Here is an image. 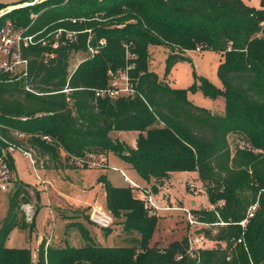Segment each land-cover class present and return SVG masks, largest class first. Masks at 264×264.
<instances>
[{
  "label": "trees",
  "instance_id": "obj_1",
  "mask_svg": "<svg viewBox=\"0 0 264 264\" xmlns=\"http://www.w3.org/2000/svg\"><path fill=\"white\" fill-rule=\"evenodd\" d=\"M62 1L12 10L0 18V30L11 22L43 40L26 52V81L0 86V124L7 128L0 129L3 137L30 153L37 170H61L63 155L69 160L113 154L155 190L174 173L196 172L211 204L224 201L225 206L216 208L219 217L216 211L193 212L204 222L221 219L228 226L212 237L225 249L204 250L198 258L187 253V238L151 247L160 219L149 215L132 189L115 187L101 176L106 208L115 219H125L126 231L140 234L139 246L102 247L83 223L70 222L67 229H76L86 245L55 247L43 240L36 264H264V0L260 9L242 0ZM6 8L0 4V12ZM60 29L80 32L77 42L62 36L55 47L50 34ZM154 46L168 49L167 72L186 60L188 51L219 53L223 89L204 77L188 90L162 83L150 71ZM90 48L97 53L70 75L72 54ZM127 66L136 96L96 98V90L108 86L109 72ZM67 85L68 95L63 92ZM196 91L223 98L224 113L192 103L188 94ZM114 132L137 133L136 146L113 138ZM233 137L239 141L234 148ZM28 189L18 180L11 193L0 224V264H34L30 249L6 246L17 227L32 230L35 225L27 223L22 210L32 204ZM256 203L245 244H238L239 223Z\"/></svg>",
  "mask_w": 264,
  "mask_h": 264
},
{
  "label": "rangeland",
  "instance_id": "obj_2",
  "mask_svg": "<svg viewBox=\"0 0 264 264\" xmlns=\"http://www.w3.org/2000/svg\"><path fill=\"white\" fill-rule=\"evenodd\" d=\"M22 1L35 2L38 6L49 3L61 4L63 2L62 0H0V3L13 4L22 3ZM242 1L257 9L261 7V0ZM6 9L2 10L0 14L11 8ZM33 16L36 17L37 15L34 14ZM77 22L82 24L84 20H77ZM61 39V35H59L52 37L50 41H54L58 45ZM169 55L168 49L163 46H154L151 48L149 61L150 71L155 72L162 83L175 89L188 90L196 84L199 85L200 82L197 77H204L216 87L223 89V85L218 77V68L223 60L219 53L212 51L200 52L197 50L188 51L186 54L187 59L177 62L172 70L167 72V59ZM89 56H93L91 52H74L70 59L69 74L71 75L72 72H75L80 64L89 58ZM188 98L199 107L216 114L224 113L225 102L223 98L211 99L206 97L201 91L189 92ZM117 134L123 133L118 132ZM113 137L116 138V135H113ZM121 138V141L132 144L135 136L126 134V136ZM234 138L231 139L233 148L239 143ZM62 162L65 166L68 165L67 167H71L72 169L68 173L69 178L55 171L48 173L40 172L42 177H48L51 182H49L50 186L48 190L43 186L44 184L33 166L31 158L22 152L16 153L14 176L17 180L29 186L28 190L32 197V204L36 207V217L34 218L35 225L32 230L17 227L9 236L6 246L13 249L27 248L35 254L37 253L39 243L47 236L51 237L56 247H65L69 244L75 247L85 246L86 242L81 238L76 229H67L70 222L78 221H82L86 228L89 229L97 245L102 247L139 246L140 234L137 231H126L124 218L119 220L114 218L115 222L110 234H106L105 231L92 226L89 220L90 206L99 203L106 207V192L103 185L98 182L101 176H107L111 184L116 187H128L120 172V170H123L129 178L143 185L144 182L137 173L129 167H126L120 159L114 156L111 157L110 164L108 162V166L105 169H82L77 165L76 161L73 159L68 160L64 155ZM191 184H195L198 189L193 191ZM200 188H202L201 191H199ZM167 189L172 196L173 203H178L180 199L181 201L179 203L189 209L209 210L212 208L205 187L196 172L174 173ZM12 191L13 189L10 192L0 190V224L8 214ZM173 198L175 199L173 200ZM191 200L196 201V206L191 205ZM69 207L80 210H73L71 212L68 211ZM187 232L188 226L182 216L175 214L164 216L159 220L150 246L167 247L174 241H181L186 238ZM65 241L68 244L65 245ZM206 248H220L224 250L225 244H221L214 239L208 240L206 242Z\"/></svg>",
  "mask_w": 264,
  "mask_h": 264
},
{
  "label": "built area",
  "instance_id": "obj_3",
  "mask_svg": "<svg viewBox=\"0 0 264 264\" xmlns=\"http://www.w3.org/2000/svg\"><path fill=\"white\" fill-rule=\"evenodd\" d=\"M73 23H77V20H72ZM80 32L67 31L65 29L58 30L57 34H50V37H57L59 35L65 36L66 40L70 43H74L78 40ZM42 41L38 39V33H32L30 28L16 27L11 22H8L0 30V86L6 84L19 83L26 81L29 77V60L26 57V52L34 46H38ZM106 42L102 40L100 46H104ZM55 47L57 45L55 44ZM89 51L92 55L97 53L96 49L90 48ZM50 58H54V55H50ZM131 68H125L117 72H109V84L106 88L96 90V98H134L137 94L134 84L132 83L129 70ZM74 72L71 73V75ZM28 91H31L29 87H26ZM71 89L68 88V85L63 90L67 95L70 93ZM70 102V99H68ZM0 129L6 130L7 128L0 124ZM13 137L21 139L23 136L14 133ZM47 140V137L45 138ZM0 141L4 145H0V190L5 192H10L11 189H15V184L17 178L14 176V170L11 168V158L15 159V155L18 152H22L24 155H27L31 158L33 166L35 162L33 161L31 154L23 152L15 143L8 141L3 137L0 132ZM77 165L82 168H94V169H105L108 166V159L104 155L96 156H87L83 159H76ZM37 171V170H36ZM125 182L128 184V187L132 189L137 199L141 200L148 210L150 216L157 218H163L168 215H180L182 216L188 226V232L186 235L187 238V253L192 258H198L200 252L204 250H210L206 248V242L213 240L212 237L218 234L219 229L227 227L228 224L224 223L221 219L220 222L209 223L204 222L195 215L193 209H189L184 205L172 202V196L169 192L165 191L162 188H157L155 190L153 186H144L133 181L127 176L123 171H120ZM193 191H196L198 188L195 184H191ZM202 188L199 189L201 191ZM13 192V191H12ZM225 206V202L221 201L219 204L212 205L210 211H216V214L219 217V213L216 208H222ZM259 208V204H253L246 214V218L239 223V226L242 228V235L238 240V244H245V233L247 231L250 221L255 217V214ZM22 210L25 214V219L27 223L34 222L36 215V207L34 204H25L22 206ZM89 220L91 225L102 230L111 229L114 225L115 219L113 214L103 205L96 203L93 206H90V215ZM211 233L210 237L208 233ZM38 255V251H37ZM182 256H179L178 259H182ZM230 257L228 258V260ZM36 258L33 262H36Z\"/></svg>",
  "mask_w": 264,
  "mask_h": 264
},
{
  "label": "crops",
  "instance_id": "obj_4",
  "mask_svg": "<svg viewBox=\"0 0 264 264\" xmlns=\"http://www.w3.org/2000/svg\"><path fill=\"white\" fill-rule=\"evenodd\" d=\"M23 2V1H22ZM19 3H21V2H19ZM19 3H13V4H3V5H5V6H7V9L8 8H12L14 5H16V4H19ZM1 4V3H0ZM6 9V10H7ZM118 132H114L113 134H112V136L113 135H116V138L115 139H120V140H122V138L121 137H124V136H126V134H132L133 135V137L135 136V139H134V141H133V143L132 144H128V145H130V146H132V147H135L136 146V138H137V133H134V132H120V133H123V134H117ZM114 138V137H113ZM112 156H114L113 154L112 155H108V156H106V158L108 159V162H109V164H110V159H111V157ZM63 157V156H62ZM114 157H116V156H114ZM116 158H118V157H116ZM119 159V158H118ZM122 161V160H121ZM123 162V161H122ZM124 163V162H123ZM125 164V166L126 167H129L126 163H124ZM109 167H110V165H109ZM130 168V167H129ZM131 169V168H130ZM37 170V169H36ZM72 169H71V167H67V165L65 166L64 165V168H62L61 170H37V172H38V174H39V176H40V178H41V181H42V183L44 184L43 186H45L48 190H49V186H50V181H49V179H48V177L47 178H45V177H42V175H41V171L42 172H52V171H55V172H58V173H61V174H63L66 178H69L68 177V173H69V171H71ZM120 171H123V170H120ZM124 172V171H123ZM138 175V174H137ZM172 176H173V174H172ZM123 177V176H122ZM124 179V178H123ZM141 179V178H140ZM143 182H144V186H151V184H149V183H147L146 181H144L143 179H141ZM20 181V180H19ZM125 181V180H124ZM50 182V183H49ZM170 183V182H169ZM168 183V184H169ZM168 184L167 185H165L164 187H161L162 189H164L165 191H167V192H169L168 191V189H167V186H168ZM114 186V185H113ZM116 187V186H115ZM126 187V186H125ZM165 187H166V189H165ZM175 198H173V200H174ZM177 200V199H176ZM178 201V200H177ZM181 200L179 199V201L178 202H180ZM191 202V205H193V206H196L195 204H197L196 203V201H194V200H191L190 201ZM73 210H80V209H78V208H74V207H69L68 208V211H71V212H73ZM35 217H36V215H35ZM35 221V220H34ZM78 222H81V223H83L82 221H78ZM68 232V231H67ZM67 232L65 233V237H66V234H67ZM70 236H72V235H70ZM67 239V238H66ZM43 240H47L48 241V243H49V245H51V246H55L54 245V243H53V241H52V239H51V237H44L42 240H41V242L39 243V246H40V244L42 243V241ZM66 244H68V243H66V241H65V245ZM70 245V244H69ZM70 246H72V245H70ZM56 247V246H55ZM72 247H75V246H72ZM39 248V247H38ZM78 248V247H77ZM37 251H38V249H37ZM36 251V252H37ZM33 256H34V259L36 258V259H38V255H37V253H33ZM37 261V260H36Z\"/></svg>",
  "mask_w": 264,
  "mask_h": 264
},
{
  "label": "water",
  "instance_id": "obj_5",
  "mask_svg": "<svg viewBox=\"0 0 264 264\" xmlns=\"http://www.w3.org/2000/svg\"><path fill=\"white\" fill-rule=\"evenodd\" d=\"M36 5L35 2H24V3H19V4H16L13 8L7 10L6 12L0 14V18L6 14V13H9L10 11L12 10H19V9H23V8H27V7H30V6H34Z\"/></svg>",
  "mask_w": 264,
  "mask_h": 264
},
{
  "label": "bare ground",
  "instance_id": "obj_6",
  "mask_svg": "<svg viewBox=\"0 0 264 264\" xmlns=\"http://www.w3.org/2000/svg\"><path fill=\"white\" fill-rule=\"evenodd\" d=\"M18 181V180H17ZM196 205V204H195Z\"/></svg>",
  "mask_w": 264,
  "mask_h": 264
}]
</instances>
